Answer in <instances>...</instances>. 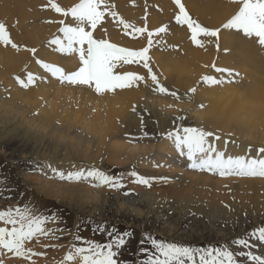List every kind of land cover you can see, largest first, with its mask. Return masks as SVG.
<instances>
[{
	"label": "bare ground",
	"instance_id": "bare-ground-1",
	"mask_svg": "<svg viewBox=\"0 0 264 264\" xmlns=\"http://www.w3.org/2000/svg\"><path fill=\"white\" fill-rule=\"evenodd\" d=\"M57 2L67 9L80 0ZM109 2L116 6L120 17L138 27L146 25L150 31H155L164 24L169 25L167 35L154 37L163 43L151 49V63L161 83L170 90H177L181 100L152 93L148 73L139 65H126L117 71L144 75L147 87L141 84L139 88L117 90L114 94L101 96L86 86L61 84L40 68L35 60L61 66L66 71L80 66L78 56L60 54L55 51L54 45L49 46L48 43L53 37L61 35V25L45 21L64 19L66 23H72L71 18L62 17L52 10L48 0H0V22L8 26L12 40L22 49H37L33 57L30 52H17L10 45L5 47L0 44V143L14 139L33 143L35 159H44L48 163L43 169L47 170L44 173L49 177L52 175L49 164L63 171L74 170L72 165L76 161L85 162L86 168L94 165L100 169H104L102 166L108 162L126 172L134 166L142 175L171 178V182L166 183L171 187L166 191L151 192L161 196L160 204H164L166 195H170V200L181 204L186 202L191 208H195L194 205L204 208V205L209 209L230 203L231 207L240 206L253 215L259 210L264 211V178H220L190 170L186 167V158L180 157L173 141L165 138L133 142L149 144L148 149L126 144L130 143L129 135L139 136L142 133L140 116L137 115L140 113L144 115L143 131L150 135L174 130L175 118L184 115L185 126L204 127L220 134L221 140L216 143L227 154L255 156L256 150L264 147V140H244L234 127L227 128L207 115L218 92L226 87H245L251 79L264 76V48L255 38L223 29V24L239 11L241 5L233 0H182L193 18L205 26L221 29L217 51L215 38L205 49H200L192 44L191 33L186 26L175 25L177 9L173 0ZM128 31L131 32L130 29ZM94 36L133 50L147 46L146 34L136 38L126 35L123 26L113 17H106ZM213 63L217 67L239 72L242 83L223 86L204 84L203 76H220L212 69ZM26 71L42 79L23 89L16 77L26 78ZM193 87L197 88V93L189 100L184 94ZM200 104L206 107L202 109ZM229 133L234 135L230 137ZM233 139L235 144L231 142ZM226 140L229 143L225 149ZM248 147L252 148L251 153H247ZM155 164L162 166L155 167ZM26 179L33 182V186H40L47 196L62 202L70 198L72 202L103 206L108 201L107 187L92 189L86 182L72 185L67 181L55 178L44 180L39 176ZM134 188L131 190L137 192L148 189L146 186ZM152 194L145 193V196L152 198ZM150 202L157 203L156 197Z\"/></svg>",
	"mask_w": 264,
	"mask_h": 264
},
{
	"label": "snow or ice",
	"instance_id": "snow-or-ice-1",
	"mask_svg": "<svg viewBox=\"0 0 264 264\" xmlns=\"http://www.w3.org/2000/svg\"><path fill=\"white\" fill-rule=\"evenodd\" d=\"M239 3V11L223 24L225 30H235L242 33L246 38H255L261 48H264V0H233ZM177 9L175 13V25L186 26L191 33L192 44L200 49H205L208 44L217 41L216 49L219 51L220 28L205 26L199 20L193 18L185 7L182 0H173ZM51 9L65 18H71L72 23H66L64 19L59 21H45L46 23H58L61 25L59 32L61 35L53 37L48 43L54 45L55 51L66 55H76L79 59V67L73 71H66L63 67L47 63L41 59L35 62L46 73H50L61 84L74 86H86L94 90L97 95L114 94L117 90L139 88L141 84L146 87L147 80L144 75L137 72H119L118 68L126 65H139L145 69L151 80L150 91L161 96L172 97L176 101L181 100V95L177 90L161 83L156 71L152 66L151 49L163 43L156 40L161 34L167 35L169 25L164 24L155 31H150L147 26L138 27L119 16L115 10L116 6L109 0H80L78 4L71 8L62 7L57 0H48ZM106 17L117 19L122 25L125 34L133 38L145 36L147 46L138 50L118 46L107 39H98L94 36L96 29L101 26ZM131 30L129 32L128 30ZM206 38V39H202ZM0 44L5 47L11 46L17 52L23 50L36 56L37 49L21 48L15 43L9 32L8 26L0 22ZM207 67V66H206ZM215 75H205L202 77L204 84L208 86H223L225 84H240L242 79L239 72H234L228 68L217 67L212 64ZM42 78L30 71H26V78L16 77L17 83L28 89ZM197 93V88H191L185 97L191 99ZM203 109L206 107L200 104ZM133 111H136L135 106ZM141 120V135H129L128 141H141L145 139L165 138L173 141L176 151L180 157L186 158V167L190 170L211 174L220 178L241 177V178H264V147H259L255 156L252 155H231L226 150H221L217 141L221 140L220 134L204 127L185 126L186 116L181 115L173 122L174 130H168L150 135L144 129V115L137 113ZM229 133V136H233ZM233 144L236 140H231ZM225 149L228 140L225 142ZM252 148H247V153H251ZM155 167H161L155 164ZM52 175L49 178L67 181L69 183L87 182L93 187H107L110 190L119 191L126 187L124 183L125 175L133 177V183L151 187L153 183H169L171 178L142 175L135 169L127 173L111 175L104 170L93 166L80 168L78 170L63 171L48 165ZM43 171L42 168L39 169ZM3 191V189H0ZM129 195V192H125ZM59 221L58 214H46L36 209L29 203L15 208L9 207L0 211V264H5L2 257L6 253L12 254L16 258L28 261L29 264H36L33 257H44L45 252L35 251L28 244L32 241H39L41 237L47 239H60L58 233L69 231L59 227H49L50 224ZM10 226V227H9ZM103 225L99 226V231H104ZM95 232L96 229H93ZM107 242L101 243L94 239H83L79 233L74 236V242L62 260L57 264H132L119 259V250L125 246L128 238L133 236L131 230L120 233L115 227L107 233ZM249 236L264 243V227H259L249 233ZM78 242V243H77ZM147 242L149 248L142 247L137 254L136 264H264V253L256 254L251 249L254 245L246 238L234 240L235 246L249 249L248 251L233 252L228 244L190 246L179 243L168 242L157 239L152 235L145 234L140 244ZM82 245V246H81ZM43 247H48L44 245ZM146 258L140 259L139 255ZM239 258H246L244 260Z\"/></svg>",
	"mask_w": 264,
	"mask_h": 264
},
{
	"label": "rangeland",
	"instance_id": "rangeland-1",
	"mask_svg": "<svg viewBox=\"0 0 264 264\" xmlns=\"http://www.w3.org/2000/svg\"><path fill=\"white\" fill-rule=\"evenodd\" d=\"M0 144V189H3L0 191V211L29 203L46 214H58L59 221L50 224L49 227L69 230L58 233L60 239L41 237L39 241H32L28 244V247H32L35 251L46 254L44 257H33L36 264H57L73 244L77 232L83 239H94L104 243L109 239L107 233L113 227L120 233L128 230L133 232V236L128 238L125 246L119 250V259L130 261L132 264H136L140 248L150 249L147 242L143 245L139 243L146 233L157 239L190 246L228 244L233 252L249 250L232 243L234 240L246 238L250 244L254 245L252 251L256 254L264 253V243L249 236V233L255 229L264 227L263 210H259L253 215L246 209H241L240 206L238 208L231 207L230 203L226 206L220 205L209 209L204 205V208L196 205H194L195 208H191L186 202L181 204L177 200H170V195H166L164 199L167 204L166 202L160 204V202L162 203L161 196L158 193L155 196L151 192L152 190L159 192L161 189L166 191V188L171 187L169 184L162 183L157 186L153 184L146 189L147 191L143 189L145 192H137L131 189H135V186H144L133 184V177L128 175H125L124 178L125 188L119 191L107 188L108 201L103 206L82 204L78 201L72 202L70 198L62 202L47 196L40 186H33L31 181L27 182V177L39 176L44 180L50 179L48 174L44 173L47 170L43 169L48 163L44 159H35L36 148L33 143L14 139L3 141ZM126 144H132L133 147L149 148V144L142 142ZM50 165L54 168L53 164ZM74 165H72L74 170H78L77 166L86 168V163L83 161H76ZM99 165L102 164L99 163ZM102 167L105 169L102 170L111 175L127 173L123 168L113 166L108 162ZM40 168L43 171H40ZM69 184L82 185L81 182ZM91 188L100 189L101 187L92 186ZM125 192L130 194L125 195ZM145 193L152 194V198L145 196ZM165 194L166 192L164 196ZM155 197L157 203L150 202ZM214 211L216 212L213 214ZM101 225L105 226L103 232L99 231ZM3 226L0 223V227ZM93 229L96 231L94 232ZM44 245H48V247H43ZM139 258L144 259L146 256L141 254ZM5 259H7L5 264H29L28 261L16 258L10 253L4 255Z\"/></svg>",
	"mask_w": 264,
	"mask_h": 264
},
{
	"label": "clouds",
	"instance_id": "clouds-1",
	"mask_svg": "<svg viewBox=\"0 0 264 264\" xmlns=\"http://www.w3.org/2000/svg\"><path fill=\"white\" fill-rule=\"evenodd\" d=\"M207 115L227 128H235L244 140H264V76L242 88L218 92Z\"/></svg>",
	"mask_w": 264,
	"mask_h": 264
}]
</instances>
